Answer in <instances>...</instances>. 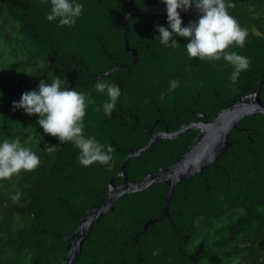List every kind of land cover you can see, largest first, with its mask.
Masks as SVG:
<instances>
[{
    "label": "trees",
    "instance_id": "trees-1",
    "mask_svg": "<svg viewBox=\"0 0 264 264\" xmlns=\"http://www.w3.org/2000/svg\"><path fill=\"white\" fill-rule=\"evenodd\" d=\"M83 3L77 23L67 26L47 19V0H0V139L19 137L41 157L37 168L0 178V264H62L65 238L75 231L79 216L103 202L121 160L147 142L148 131L172 132L203 120L200 115L210 121L221 108L260 86L264 102V0H233L228 9L249 30L244 47L233 44L228 49L250 58L235 83L230 80L233 67L223 57H191L183 37L177 48L162 45L156 25L167 26V15L131 18L128 44L136 49L137 61L101 78L122 89L110 117L96 111L108 97L95 90L97 79L86 82V69L100 76L131 59L121 38L127 3ZM182 17L187 24L198 16ZM53 52L80 59L85 78L77 83V71L62 62L47 63ZM57 74L62 86L95 97L84 118L85 133L114 146L107 165H81L80 150L44 133L38 114L13 109L12 102L24 91L37 87L40 79L51 82ZM171 78L179 79L178 87L170 86ZM196 133L189 129L175 139H159L130 159L128 182L172 164ZM228 143L216 165L174 186L170 220L149 225L136 237L147 221L162 214L167 187L156 184L124 195L94 223L74 264H264V115L241 119ZM121 182L119 178L115 185Z\"/></svg>",
    "mask_w": 264,
    "mask_h": 264
},
{
    "label": "clouds",
    "instance_id": "clouds-1",
    "mask_svg": "<svg viewBox=\"0 0 264 264\" xmlns=\"http://www.w3.org/2000/svg\"><path fill=\"white\" fill-rule=\"evenodd\" d=\"M50 10L49 21L56 20L60 25L72 26L83 14V0H47ZM166 5L167 26L157 24L159 42L171 48L180 46V37L187 54L201 60H219L223 57L233 71L230 80L238 81L241 72L250 65V58L236 51L228 50L230 45L244 47L248 28L241 26L238 19L229 12L233 0H162ZM195 6L199 15L184 23L180 10L188 11ZM64 80L57 74L51 82L40 79L37 87L26 90L19 100L12 102L13 109H23L29 115H37V123L44 133L57 137L61 142H71L80 151L78 161L83 166L93 163L107 165L113 159L114 146L104 143L94 135L85 133V116L95 97L90 91H81L75 87L62 86ZM170 86L176 88L180 81L171 78ZM99 93H106L102 105H96V111L103 110L110 117L117 107L121 96V86L114 80L98 79L94 85ZM3 93L0 92V96ZM49 146V151L52 150ZM41 163V157L31 147L23 144L19 137L0 139V178H8L21 170H33ZM18 195V194H17Z\"/></svg>",
    "mask_w": 264,
    "mask_h": 264
},
{
    "label": "water",
    "instance_id": "water-1",
    "mask_svg": "<svg viewBox=\"0 0 264 264\" xmlns=\"http://www.w3.org/2000/svg\"><path fill=\"white\" fill-rule=\"evenodd\" d=\"M28 1V0H25ZM127 9L121 16L122 21V46L131 57L119 65H116L108 72L100 76L90 75L94 79H101L109 76L116 70L122 69L128 64H134L137 61V51L128 44V32L130 19L134 17H148L151 15H167L166 5L164 3L137 6L134 0H126ZM181 15L198 16V9L193 6L190 10H180ZM89 78V77H88ZM263 81L260 82L262 84ZM261 86L257 91H249L247 95L238 98L225 107L221 108L212 120H204L205 115H200L199 121H192L179 126L176 130L169 132L166 128L164 132H149L147 142L140 148L128 152L119 164L118 171L111 177L105 190V199L99 205L93 206L83 215L79 216V223L75 231L66 237V254L62 264H74V261L81 253L82 244L87 239L95 222L101 219L105 214L114 210V205L118 199L124 195L133 194L145 190L146 188L162 184L167 187L163 200L162 214L158 218L150 219L143 227L142 231L136 234L141 235L149 225L166 218L170 220L168 214V202L170 200L173 188L178 183L200 175L209 165H216L219 156L224 153L230 143L229 135L232 130L237 128V123L247 116L255 114L264 115V102L260 99ZM196 131L195 137L187 150L181 154L172 164L160 168L156 173L146 175L140 181H129L127 179L126 164L132 158H135L147 151L153 143L159 139H175L187 130ZM121 178L122 182L115 185V181Z\"/></svg>",
    "mask_w": 264,
    "mask_h": 264
},
{
    "label": "flooded vegetation",
    "instance_id": "flooded-vegetation-1",
    "mask_svg": "<svg viewBox=\"0 0 264 264\" xmlns=\"http://www.w3.org/2000/svg\"><path fill=\"white\" fill-rule=\"evenodd\" d=\"M46 62L49 63L50 65H57V64H61L62 62L63 64L66 65V68H72L73 70L77 71L76 72V74L78 75L77 83H80V81L83 80L86 76L84 75L85 73L83 71L84 64L80 59L77 60V59H74V57H70V56H58L57 53L53 52V53H49V56L47 57ZM86 73H87V77H86V82H87L88 79L90 78V75H92V73L87 71V69H86ZM157 123L158 121L154 125H156ZM147 130H150V129H147Z\"/></svg>",
    "mask_w": 264,
    "mask_h": 264
}]
</instances>
